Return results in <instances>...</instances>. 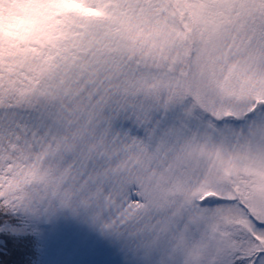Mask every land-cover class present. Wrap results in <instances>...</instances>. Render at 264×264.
I'll return each mask as SVG.
<instances>
[{"label":"snow or ice","instance_id":"1","mask_svg":"<svg viewBox=\"0 0 264 264\" xmlns=\"http://www.w3.org/2000/svg\"><path fill=\"white\" fill-rule=\"evenodd\" d=\"M0 264H264V0H0Z\"/></svg>","mask_w":264,"mask_h":264}]
</instances>
